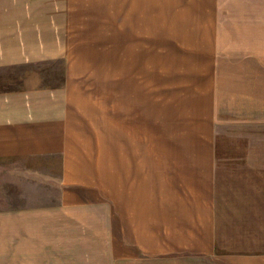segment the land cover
Wrapping results in <instances>:
<instances>
[{
	"label": "rangeland",
	"instance_id": "obj_1",
	"mask_svg": "<svg viewBox=\"0 0 264 264\" xmlns=\"http://www.w3.org/2000/svg\"><path fill=\"white\" fill-rule=\"evenodd\" d=\"M228 1L229 10L220 9L221 0H70L75 31L66 132L73 140L64 158L31 150L9 160L0 156V264H31L35 252L39 263L52 261L48 243L35 251L46 226L28 215L35 209L102 201L113 233L115 203L135 204L136 212L149 196L183 195L191 185L210 186L215 204H245L244 212L254 217L248 225L255 232L248 235L257 244L247 249L264 252V81L242 73L234 80L225 73L231 59L223 53L217 63L215 58L219 36L228 34H218L217 26L226 24L224 18L232 23L234 11L243 4L249 9L253 0ZM259 1L255 24L264 23ZM245 13L248 20L252 12ZM40 70L44 84H62L61 66ZM17 87L18 81H0V93ZM122 234L115 225V259L143 263L147 242L131 247ZM89 243L85 256L80 242L59 241L58 264L101 263L106 241Z\"/></svg>",
	"mask_w": 264,
	"mask_h": 264
},
{
	"label": "crops",
	"instance_id": "obj_2",
	"mask_svg": "<svg viewBox=\"0 0 264 264\" xmlns=\"http://www.w3.org/2000/svg\"><path fill=\"white\" fill-rule=\"evenodd\" d=\"M220 3V9L229 10L230 1L221 0ZM259 4V0H253L249 9L243 4L241 9L234 11L232 23L227 24L224 18L226 24L217 26L221 27L218 34H228L218 38L216 63L222 53L224 59L230 58L232 67L225 73L232 72L234 80L237 79L236 73H242L243 79L264 81V23L255 24V19L258 21L260 16L255 10ZM248 10L252 12L249 16L253 17L248 16L247 20L245 11ZM74 27L70 0H0V81L19 82V87L0 93V156L5 160L11 155H28L24 152L27 150L35 155L58 152L63 157L66 154V146L73 140L66 129L69 124L67 84L69 66L73 64ZM221 39L224 43H220ZM44 65L61 66L64 72L62 84L50 86L43 83L40 67ZM32 66L38 68L32 69ZM238 95L244 97L249 93L233 94ZM27 145L29 149L25 148ZM8 146H17L18 149ZM205 186L200 185L195 190L196 186L191 185L187 190L185 185L187 191L183 195L175 194V191L171 195L162 193L156 199L149 196L146 204H140V211L136 212L135 204L115 203L113 233L110 211L102 201H66L65 205L50 209H35L28 215H33L35 221L38 217L39 223L42 220L43 226L46 225L35 251L47 249L48 243L55 253H45L52 258L45 264H58L61 256L60 252L57 253L59 241L80 242L79 248L87 250L85 256H90L89 242L103 240L106 241L105 251L99 264H106L107 258L109 264H122V257L115 259L110 246L115 239L112 235H115L116 225L117 234L123 233L118 239L130 242V246L135 241L147 242V258L141 264H264V252L247 249L256 248L257 244L248 235L255 232L248 225L254 217L244 212L245 204H215V196L212 198ZM222 206L225 211H220ZM230 209L233 211L227 212ZM45 212L47 214H41ZM43 215L49 218L43 220ZM139 225L142 227L140 231ZM52 227L53 230L49 229ZM66 235L72 237H63ZM215 250H222L224 255L215 253ZM40 257L39 252H35L31 264H42L39 263ZM71 257L73 255L68 256ZM134 258H124V263L133 262ZM60 263L69 264V260Z\"/></svg>",
	"mask_w": 264,
	"mask_h": 264
}]
</instances>
